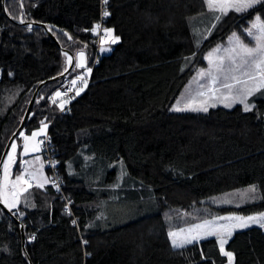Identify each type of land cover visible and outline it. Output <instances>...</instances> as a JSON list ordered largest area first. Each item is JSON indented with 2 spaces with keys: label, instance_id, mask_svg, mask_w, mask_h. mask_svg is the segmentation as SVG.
<instances>
[{
  "label": "trees",
  "instance_id": "16d2710c",
  "mask_svg": "<svg viewBox=\"0 0 264 264\" xmlns=\"http://www.w3.org/2000/svg\"><path fill=\"white\" fill-rule=\"evenodd\" d=\"M212 13L207 0H0V161L39 84L70 66L66 50L91 66L63 110L49 98L62 78L45 83L24 125L32 134L47 116L79 223L51 183L30 186L12 213L0 203V264H229L215 236L184 247L170 237L205 216L264 211V87L251 111L172 108L206 52L235 31L249 40L264 3L218 22ZM98 23L119 36L110 52ZM253 186L256 199L239 198ZM226 250L232 264H264V227L236 230Z\"/></svg>",
  "mask_w": 264,
  "mask_h": 264
},
{
  "label": "rangeland",
  "instance_id": "374dc122",
  "mask_svg": "<svg viewBox=\"0 0 264 264\" xmlns=\"http://www.w3.org/2000/svg\"><path fill=\"white\" fill-rule=\"evenodd\" d=\"M213 12V11H212ZM214 13L210 16L211 22L213 20ZM260 16V15H259ZM261 17V16H260ZM261 20H264V18L261 17ZM254 20H252L248 26L253 23ZM199 32L204 33L206 30H208V25H203L200 26ZM237 36L240 37L241 41H243L244 44L248 45L249 47L254 46V38L249 37V40L243 39L236 31L233 32ZM233 33H231L226 40L219 42L214 48L209 50L208 52L205 53V60L206 64H199L196 66L194 69L193 74L190 76L188 82L184 86L183 90L175 100L172 108L173 110L179 106L181 108L185 107L187 104L188 100L191 98H195V103L189 106V110L191 107H198L200 105V101L202 99L206 98H201L196 96V92L200 90L199 85L200 84H208L211 81V76H218L221 82H224L225 76L228 77V82H232L231 77L237 76L241 80L246 79L241 73L242 71H246L247 69L243 70H238V71H229V69L234 68L235 66L232 64L231 61L225 59L223 63V71L218 70L220 67V57H225L226 56V49L231 48L234 46V41L232 40ZM114 36H117L113 32ZM119 37V36H118ZM115 44V43H114ZM110 40H105L103 43L101 42L100 45V51L102 53L110 52L113 45ZM220 49L219 52H215V49ZM102 49H108L102 51ZM209 53H212L211 59H209ZM69 55V54H68ZM70 56V55H69ZM237 63H239V60L237 59ZM77 64V63H76ZM91 69L90 65H86L85 68H82V70H79L75 68L71 74L73 76V80L76 79V87L77 90L81 88V80L78 79V77L83 76L84 78H87L90 76L91 72L89 73L87 69ZM204 71L205 73L209 75H205L204 77H200L199 73L201 71ZM195 78V79H194ZM255 82L249 81L247 87H253ZM88 85V84H87ZM87 87V86H86ZM86 87H84L81 91L80 94H82ZM216 87L219 89L220 85H216ZM238 88H243L244 85H238ZM263 87V86H262ZM206 90V89H205ZM255 93V92H254ZM253 95V94H252ZM251 95V96H252ZM216 96L218 99L216 100H209V104L215 103L216 106L218 105H223L230 103L231 98L229 100H223V95L221 91H217ZM251 96L247 97L246 103L251 105V102L249 98ZM71 99H59V104L63 103L64 105L70 102ZM239 102L234 103L232 106L238 104ZM211 107H209L210 109ZM176 111V110H175ZM186 111V110H184ZM47 116L44 115L42 119L41 126L36 129L33 133H36L34 136L32 134H25L24 132L18 137L15 138L12 145H15V150H13L11 147L4 159V162L2 164V174H1V186H0V202L6 205L8 208H14L12 205L15 204V207H17L21 201L24 199V193L26 192L25 189H28L32 185H48L51 181L50 173L48 170V163L47 160L44 157L43 154V141L42 137L45 136L48 132L49 124L46 122ZM46 125V127H45ZM27 145L28 151H24V146ZM11 156V159H8V157ZM20 158V163L19 167L15 168V165ZM8 164V168H4V163ZM17 175H23L24 180L27 181V183H16V176ZM15 185V187H13ZM236 192L227 194L226 196H223L222 198L220 197L219 200H228L229 198L233 197ZM233 195V196H232ZM260 214H264V211H259V212H254L251 214H242L238 212H227V213H222V214H214L212 216H205L199 220L193 221V222H187L186 224L182 226H177L173 228L171 232L175 231L178 233L177 237H175L177 244H180L181 242H184L187 239H190L192 236H198V239L194 241L201 240L204 237H207L206 235L208 229H195L192 233H187V232H182L181 229H188L194 224H202L205 220H210L213 221L214 224H235L237 222L233 221H227V220H217V217H230V216H241V217H248V216H259ZM194 216V215H192ZM192 216H186L185 220H189ZM257 225V224H253ZM252 226V225H250ZM246 227H238V226H233L230 231L231 235L238 229H242ZM223 235V238L226 240V243L228 239L231 237L226 235V234H221ZM221 235H215V237L218 239L220 243ZM171 237V236H170ZM173 240V237H171V242ZM226 243L224 244V250H226ZM173 245V244H172ZM230 252V251H227ZM232 253V252H231ZM234 262V255L232 253V258H231V264Z\"/></svg>",
  "mask_w": 264,
  "mask_h": 264
},
{
  "label": "snow or ice",
  "instance_id": "6c2138e0",
  "mask_svg": "<svg viewBox=\"0 0 264 264\" xmlns=\"http://www.w3.org/2000/svg\"><path fill=\"white\" fill-rule=\"evenodd\" d=\"M107 3V0H105ZM264 3V0H207L208 7L211 11L214 12L213 19L215 21H219L220 18L224 15H227L229 11H235L237 13L248 11L249 9L254 8L258 4ZM22 7V4H21ZM105 17L109 15L107 11L103 13ZM21 23H24V20L21 18ZM215 25L213 24L212 27ZM29 31H31V26L26 25ZM100 29V25L97 24L93 29L94 32L98 33ZM51 30V29H49ZM247 37L254 38V46L249 47L248 45L244 44L241 41L240 37L233 33L232 40L234 41V46L231 48L226 49V56L220 57V67L218 70L223 71V63L224 60L227 59L232 62L235 66L234 68L229 69V71H238L247 69L246 71H242V75L246 77V79L241 80L237 76H232V82H228V77L225 76L224 82H221L218 76H211V81L208 84H200V90L196 92V96L202 99L200 101V105L198 107H191L190 110L193 111H204L207 112L209 107H215V103L209 104V100H216L218 97L216 96L217 91H221L223 95V100H229L231 98V102L225 104V107H232V105L236 102H239L243 105L244 111H251L254 105H249L246 103L247 97L251 96L254 92L260 91L261 87L264 86V20H261L259 15H255L253 23L250 25L249 28L244 30ZM71 39V37H69ZM105 40H110L111 43H117L119 41L118 36L113 35V30L109 28L103 29V36L101 37V42L103 43ZM108 49H102V51ZM215 52H219L220 49H215ZM67 55V54H66ZM83 52L80 53V56L83 57ZM212 53H209V59H211ZM72 57L68 56V60L71 61ZM237 59L239 63H237ZM76 68H85L84 63H77L74 65ZM67 71V68L65 69ZM90 73L91 69H87ZM200 77H204L205 75H209L205 73L203 70L199 73ZM81 81H83L81 88L75 92V95H79L80 91L87 86V81L84 79L83 76L78 77ZM195 79V78H194ZM252 81L255 82L253 87H247L248 82ZM71 83L73 85L76 84V79L72 80ZM220 85L219 89L216 85ZM243 84V88H238V85ZM206 89V90H205ZM62 94L61 92L57 91L55 93L56 97H60ZM53 103H56V100L53 99ZM195 103V98H191L188 100L185 107L181 108L177 106L174 110L176 111H184L189 110V106ZM61 110L64 108V104L61 103L58 105ZM46 127V125H45ZM35 136L36 133H33ZM10 147L15 150V145H10ZM24 151H28L27 145L24 146ZM11 159V156L8 157ZM4 168H8V164L4 163ZM27 183L24 180L23 175L16 176V183ZM15 187V185H13ZM39 187L43 188V185H39ZM27 191V189H25ZM256 188L253 186L247 190L245 193L239 194L240 199L246 200H254L256 199L255 196ZM15 207V204L12 205ZM217 220H227L237 222L235 224H214L213 221L205 220L202 224H194L188 229H181L182 232L192 233L195 229H208L206 235L208 236H215L226 234L228 236L231 235L230 229L233 226L238 227H249L250 225L257 224L261 227H264V214H260L259 216H248V217H241V216H230V217H217ZM75 223V221H73ZM178 233L173 231L170 233V236L173 237L172 244L174 247H184L185 243H192L194 240L198 239V236H192L190 239L177 244L175 237H177ZM226 240L221 235L220 239V251L224 253L226 257L229 258V264H231L232 253L227 252L224 250V244Z\"/></svg>",
  "mask_w": 264,
  "mask_h": 264
},
{
  "label": "built area",
  "instance_id": "2783aa9c",
  "mask_svg": "<svg viewBox=\"0 0 264 264\" xmlns=\"http://www.w3.org/2000/svg\"><path fill=\"white\" fill-rule=\"evenodd\" d=\"M98 24L100 25V29L98 30V33H99L98 43H99V47H100L101 37L103 36V29H102V24L101 23H98ZM84 79H86L87 84H89L90 77H87ZM72 80H73V76L71 74H67L65 77L62 78L61 82L51 91L49 98L51 101H53V99L56 100V103H54V104L59 105V99L60 98L74 100L78 97V95H75V92L77 91V87H76V85H73L71 83ZM81 83H83V81H81ZM57 91L61 92L62 95L60 97L55 96V93ZM65 105H64V107H65ZM46 122H47V119H46ZM47 123L50 124V122H47ZM24 131L25 130L23 129L21 134ZM41 139H42L43 144H44L43 154L45 155V159L47 160L48 170H49L50 177H51L50 183L57 189L58 193H61L64 195L63 199L65 201V211L69 216L72 217L73 221H75V223L78 224L79 223V217L76 215V213L74 211V207H73L74 200L71 197L64 194L63 181H62V179L58 173L57 156L59 155V153L55 150L53 145L50 143L49 132H47V134L45 136H43Z\"/></svg>",
  "mask_w": 264,
  "mask_h": 264
},
{
  "label": "water",
  "instance_id": "95a60500",
  "mask_svg": "<svg viewBox=\"0 0 264 264\" xmlns=\"http://www.w3.org/2000/svg\"><path fill=\"white\" fill-rule=\"evenodd\" d=\"M43 25L46 26L45 24H43ZM49 33H50V35L52 36V38H53V39L59 44V46L61 47V45H60L59 41L57 40V38L55 37V35H54L52 32H49ZM66 51H67V53L70 55V57H72V59H71V63H70V66L68 67L67 71H65L64 73H62L61 75H58V76H56V77L49 78V79H47V80H45V81H43L42 83L39 84V86H38L37 89L35 90V92H34V94H33V96H32V99H31V101H30V103H29V105H28L27 111H26V113H25V116H24V119H23L21 125L19 126V128L17 129V131L14 133V135L10 138V140H9V142H8L6 148H5V151H4L3 156H2V158H1V161H0V186H1L2 164H3V162H4V159H5V157H6L7 153H8V151H9V149H10V145H12L14 139H15L17 136H19V135L21 134V132L23 131V129H24V125H25V122H26V120L28 119V117H29L30 114H31V111H32L33 105H34V103H35V101H36V98H37L38 92H39V90L41 89V87H42L45 83H47V82H49V81H52V80H58V79H61V78L65 77L67 74H69V73L72 71V69H73V67H74V65H75L76 63H84L85 66L87 65L86 53H85L84 51H80V52L77 53V54H75V53H73V52H70V51H68V50H66ZM81 52H83V54H84L83 57L80 56V53H81ZM195 68H196V66L193 68V70H194ZM0 203H1V202H0ZM1 204H2L3 208H4L8 213H12V211H11L10 208H8V207H7L6 205H4L3 203H1ZM22 232H23V237H24V239H25V230H24V226H22Z\"/></svg>",
  "mask_w": 264,
  "mask_h": 264
},
{
  "label": "crops",
  "instance_id": "0c3cea01",
  "mask_svg": "<svg viewBox=\"0 0 264 264\" xmlns=\"http://www.w3.org/2000/svg\"><path fill=\"white\" fill-rule=\"evenodd\" d=\"M264 87V86H263ZM263 87H261V88H263ZM254 94V93H253ZM249 100H250V98H249ZM251 105H253L252 103H251ZM232 236V235H231ZM229 240V239H228ZM198 241H200V240H198Z\"/></svg>",
  "mask_w": 264,
  "mask_h": 264
}]
</instances>
